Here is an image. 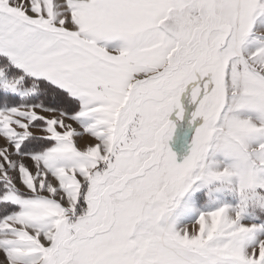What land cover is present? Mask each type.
Returning a JSON list of instances; mask_svg holds the SVG:
<instances>
[{"label": "snow or ice", "instance_id": "6c2138e0", "mask_svg": "<svg viewBox=\"0 0 264 264\" xmlns=\"http://www.w3.org/2000/svg\"><path fill=\"white\" fill-rule=\"evenodd\" d=\"M0 264H264V0H0Z\"/></svg>", "mask_w": 264, "mask_h": 264}, {"label": "rangeland", "instance_id": "374dc122", "mask_svg": "<svg viewBox=\"0 0 264 264\" xmlns=\"http://www.w3.org/2000/svg\"><path fill=\"white\" fill-rule=\"evenodd\" d=\"M173 120H175V117H170ZM190 138V129L186 122L184 121H176V129L174 132L173 139L170 141V146L173 148V150H177V145H184L186 144V141ZM81 145L83 144V141H80Z\"/></svg>", "mask_w": 264, "mask_h": 264}]
</instances>
